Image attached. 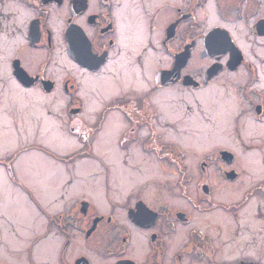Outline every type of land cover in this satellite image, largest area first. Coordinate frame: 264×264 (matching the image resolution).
<instances>
[{"label": "flooded vegetation", "instance_id": "af4514ba", "mask_svg": "<svg viewBox=\"0 0 264 264\" xmlns=\"http://www.w3.org/2000/svg\"><path fill=\"white\" fill-rule=\"evenodd\" d=\"M181 1L183 6L177 5L178 0L0 1L1 7L10 9L6 14L2 9L0 12V82L8 75L23 91L36 90L51 96L59 90L64 98L65 130L81 147L71 155L88 156L103 170L100 196L98 181L87 187L94 199L69 195L73 186L82 187L69 177L59 186L62 193L55 199L52 193L58 178L61 181L57 163L63 165L65 175L71 176L78 171L76 164L72 170L69 167L73 156H59L56 150L35 144L33 148L56 166L46 177L45 194H34L15 168L19 153L30 148L22 147L0 159L8 184L22 192L14 194L16 189L9 185L12 190L0 195V264H264V244L256 237V233L264 232V220L259 218L264 210V157L260 162H255V157L252 161L254 153L264 152L259 137L264 136V0ZM151 3L161 11L157 25L150 26L159 52L158 58L150 55L149 63L153 59L159 63L153 70L145 51L137 53L146 21L157 12L150 13ZM15 12L22 13V26L11 19ZM206 16L219 23L206 28ZM239 26L245 30L246 48L239 42ZM33 52L41 56L40 61L35 62L33 56L27 59ZM10 53L14 55L5 61V55ZM195 60L201 63L197 68ZM58 63L69 65L62 78L56 77ZM243 73L245 82L238 83L235 91L246 108L233 118L230 131L237 148L216 147L214 152L203 154L197 164L190 161L196 170V175H191L188 159L197 153L186 145V138L192 127L184 128L179 121L166 119L178 114L177 105H182L184 117L191 119L195 110L184 96L200 106L198 95L208 105L218 79L238 80ZM2 86L7 88L6 84ZM222 102L224 113L220 114V106L216 111L218 128L225 125L234 108L227 100ZM0 117L5 120L3 115ZM244 118L253 128L251 133L246 130ZM207 120L209 116L204 119ZM11 123L12 136H19L17 122ZM53 131L49 135L54 136L51 141H67L55 137L60 131ZM99 131L101 142H96L95 148L108 156L117 155L112 149L117 136L115 146L126 156L140 158L139 146L141 153H152L158 163L174 168L179 198L189 209L153 207L143 197L142 187L126 193L123 187L127 183L122 179L125 170L121 171L119 159L111 164L113 171L94 152ZM224 133L215 131L214 136ZM246 156L251 163L242 161ZM94 164L86 172L97 169ZM249 171L257 179L237 190H243L240 201L229 205L218 202V187L235 191L246 182ZM118 182L123 185L118 188L119 193H125L121 203L117 202ZM20 198L27 211L19 206ZM50 201L61 202L62 208L55 211V204ZM217 206L225 209V224L212 225L202 217L216 211ZM22 218L37 228L33 232L41 235L18 242L14 238L15 224ZM197 220L206 225H196ZM242 227L255 233H249V242L238 240ZM250 242L255 244L254 253L243 251L244 246L251 247ZM14 246L19 250H14Z\"/></svg>", "mask_w": 264, "mask_h": 264}, {"label": "rangeland", "instance_id": "374dc122", "mask_svg": "<svg viewBox=\"0 0 264 264\" xmlns=\"http://www.w3.org/2000/svg\"><path fill=\"white\" fill-rule=\"evenodd\" d=\"M1 1V0H0ZM179 3H177L178 6H183V3L181 0H178ZM155 2V0H153ZM152 10L150 13H154L155 10H157L156 13L153 15H149V19L146 21L147 28L146 32L142 33L143 37L141 39V36H139V43L140 47L137 51V53H145L147 54L148 58V64L150 65L151 70L156 68L159 63L158 60L153 59L151 63H149L150 55L156 56L158 58L159 52H158V40L155 41L154 39V34L150 30V26H156L159 20V15H160V10L158 9V6L154 5L151 3ZM13 7V6H12ZM2 9V13H8L10 9H7V6H0V12ZM16 11V10H15ZM20 14L22 13H17L15 12V15L11 18L13 21H19L20 26L21 20H20ZM208 18V19H205ZM204 20L206 21L207 25L206 28H209L213 24L217 23V19L210 18V16H206ZM219 23V22H218ZM151 24V25H150ZM149 25V26H148ZM237 26V25H234ZM233 27V26H231ZM241 29V35L238 37L239 42L241 45L246 48V41L243 39L245 35V30L242 28V26H239ZM20 32L19 30H17ZM139 34V35H142ZM238 34V33H237ZM159 38V36H158ZM158 53V54H157ZM14 54H6L5 55V61H7L10 57H12ZM63 57V54H60ZM29 56H33L35 62L40 61L41 56L37 53H32L27 55V59ZM58 56H55V61ZM63 63H65L64 58H62ZM197 60V59H196ZM196 60L194 62L195 67L197 68L201 63H196ZM198 61V60H197ZM30 62V61H28ZM30 64V63H29ZM32 65H35V63H32ZM69 66L68 64H57L56 67V77L59 78L63 76L65 68ZM30 69H34L33 66H29ZM1 69V68H0ZM54 73V72H53ZM137 79H139L138 73ZM4 81L3 83L0 82V94L2 95L1 97V102H0V116H4L5 120L3 121L0 117V132H6L7 134H10L9 136H3L0 134V159H3L4 157L10 156V154L14 151L17 152L18 149L24 148H30L28 152L25 153H19L21 155L19 157V161L16 162L15 168L19 170V176L20 178L24 181V184L29 187V189L34 193V194H45L46 193V177L48 176L49 173L52 172V170H55V167L53 166V162L48 159V156H46L43 152H39L36 150L37 148L35 147V144L45 146L47 148H50L52 150H56L59 156H73V165H70L69 167L72 166L71 170L73 169V166L76 164L78 165V171L76 170L72 173L71 176L70 173L68 175L64 174V167L61 163H57L59 167V171H61V181L58 178L56 181V186L55 190L53 191L52 195L53 198L58 199L57 196L62 193L60 190V185L67 180L69 177H72L75 181V184L78 185L79 183L83 187L75 188L73 186L69 190V195H72L74 197H80L81 195H85L90 198H95L94 194L92 192H89L87 190L88 185H92L95 182L98 181V195L100 196L102 194V175H103V170L100 168H97L95 166L94 161L92 159H89L88 156H81L80 154H73L76 151L80 150V144L76 143L75 140L69 137L65 130L64 126V121L65 117L63 108H62V103L64 101V98L61 94V92L58 90L56 93L52 94L51 96H44L40 93H38L36 90L35 91H23L19 89L10 79L9 76H4L2 78ZM233 81V82H232ZM219 85L216 86L217 88L214 89L210 93V99L208 102V105H204L202 100H199V96L197 95V100L200 102V106L195 102V100L191 99L188 96H184V98H187L188 103L192 105V107L195 110V113L193 114L192 118H185V108L182 105H177L178 108V114L171 115L166 121H179V124L181 127L188 128L192 127L191 129V135L186 138V145L192 147L195 152L197 153V156L194 158H189L188 162L190 161L193 164H197L198 161L203 157V154L206 153H211L215 151L216 147H230V148H237V143L235 141V138L231 136V129H232V120L236 116V114L240 111V109L246 108L244 103L241 100L240 94H237L235 91V87L238 83L242 84L245 82V75L243 73V78L242 79H236L234 78L233 80H226V79H218ZM217 82V83H218ZM6 84L7 88L3 87L2 85ZM93 84V83H92ZM91 84V85H92ZM133 84V83H131ZM101 86V84H100ZM12 87V88H10ZM11 89V90H10ZM137 89H143L141 87ZM14 90V92H13ZM2 91V93H1ZM102 93L100 94V98L104 96L103 90L100 89ZM13 92V93H12ZM117 93V92H115ZM0 95V96H1ZM117 95V94H116ZM35 97H37L39 100V103L36 104L34 100ZM86 99L88 100V96H86ZM181 97V96H180ZM9 99V100H8ZM225 99L227 100L228 103L233 104V107L230 110V117L229 120L223 125V127L218 128L217 127V118H216V111L219 109L220 114L222 115V104L221 100ZM227 103V105H228ZM220 106V108H218ZM230 108V104L228 106ZM201 108V109H200ZM218 108V109H217ZM3 114H2V113ZM88 118L89 121L91 120L89 114ZM56 116H61L60 118H57ZM209 116V120L204 121L206 117ZM56 117V118H55ZM197 118V119H196ZM57 119V120H56ZM12 120H15L17 122V128L19 129L20 135L19 136H12ZM52 120V121H50ZM52 122V123H51ZM93 124V122L91 121ZM243 123L246 124V130L250 131V133L253 131V128H251L250 122L244 118ZM108 128V127H107ZM60 131V133L56 134V138H62V140H67L64 141L63 143H58L51 141L54 139V136L49 137L51 135L52 131ZM224 131V135L221 137L214 136L215 131L221 132ZM55 133V131H53ZM206 132L208 134H206ZM249 133V134H250ZM5 134V133H4ZM100 131L97 133L96 138L94 140V152L96 155L101 157L108 165H110L114 171L115 167L112 166L113 164L118 162L119 159V166L121 167V171L125 172L124 175H122V179L126 181L127 185L123 187V190H127L126 193L131 192L134 193L137 189L140 187L143 188V197L153 206L157 207L159 205H164L165 207L171 209V210H177V209H189V206L179 198V189L177 187V181H178V176L176 175V171L174 168L171 166H166L164 164L158 163L156 160L154 154H143L141 153V148L137 146V152L140 154V158H134L131 154L129 156H126L125 153L118 151L115 142L117 139V136L113 140L112 144V149L117 153L115 156H108L107 154H104L100 150H97L95 148L96 142L100 141ZM46 135V136H45ZM11 136V137H10ZM261 145H264V136H259ZM101 142V141H100ZM101 146V145H99ZM102 146L103 143H102ZM32 148V149H31ZM58 148V149H55ZM20 151V150H19ZM18 155V156H19ZM242 156V154H241ZM250 156V155H249ZM249 156L243 157L242 161L244 163L247 162H252L255 157V162H260V159L264 157V152L263 153H254V156L252 158V161ZM187 162V163H188ZM92 163L94 166L97 168L95 170H90L89 172H86L89 170L91 167ZM188 163V164H189ZM112 164V165H111ZM191 163L189 164V166ZM120 167H117L120 168ZM191 167V166H190ZM188 169V172L191 173V175H196V170L194 168ZM245 168H247V165H245ZM49 169L50 172H47ZM31 171V173H28V171ZM116 171V170H115ZM264 171V170H263ZM250 173V171H249ZM264 173V172H263ZM25 174V175H24ZM253 176V177H252ZM262 175H259L261 177ZM248 178V179H247ZM246 182L243 183L240 187H238L235 191H229L228 189H220L218 187L217 190V199L218 202H221L224 205H229V204H234V202H238L241 199L242 191H237L241 190L243 188H246V183L247 182H252L255 179H257V175L253 174H248L245 175ZM115 182H117L116 178L114 179ZM119 181V180H118ZM86 184L85 185H83ZM9 185L12 187V189H16L13 191V193L17 194H22L21 190L18 189L15 185L12 183L7 182L6 176L4 174V170L0 165V195L5 194L7 190H12ZM95 185V184H94ZM123 185L115 184V187L118 191V188L122 187ZM115 191V192H117ZM95 192V191H93ZM117 194V202L121 203L123 202V197L125 193H116ZM118 194L120 196L118 197ZM99 199V200H98ZM98 201L102 203V200L100 198H97ZM50 203L53 205L55 202L50 201ZM28 204V203H27ZM262 206L264 203H261ZM52 208L55 211H58L62 208V203L61 202H56L55 206H52ZM32 209V208H31ZM233 209H236L235 207ZM225 210V209H224ZM222 209V206H217L216 211H213L210 214H203L202 217H206V220L210 222V224L215 225L218 223L225 224L226 222H223V218H226L223 216L226 212ZM3 211L6 213V210L3 209ZM256 213V212H255ZM258 215V214H257ZM261 220H264V210H261L260 212ZM259 216V215H258ZM201 217V215H197V218ZM223 217V218H222ZM16 221L15 227H16V232H14V238L18 240V242H24L26 240H29L30 236L36 234V236L41 235L37 234V232H33V230H37V228H32L31 225L29 224L28 220L26 218L19 219V222ZM203 221L197 220L196 225H206L205 222L201 224ZM243 226V225H241ZM249 233H253V230H249V232L246 231V228L242 227V233L240 235V239H245V241H248V236ZM243 234V235H242ZM258 236L259 242L264 244V232L257 234L256 237ZM15 239V240H16ZM237 240V241H238ZM249 242V241H248ZM237 245V244H236ZM255 244L250 242L248 246H251L249 249L247 246H244V252L247 250H250V253H254V246ZM14 250L18 251L19 247L14 246ZM227 254H231L230 251L227 252ZM238 255V254H237ZM26 263V262H24Z\"/></svg>", "mask_w": 264, "mask_h": 264}, {"label": "bare ground", "instance_id": "6f19581e", "mask_svg": "<svg viewBox=\"0 0 264 264\" xmlns=\"http://www.w3.org/2000/svg\"><path fill=\"white\" fill-rule=\"evenodd\" d=\"M19 206L22 207L23 210L27 211L28 209L25 206V202L21 200V198L18 200Z\"/></svg>", "mask_w": 264, "mask_h": 264}]
</instances>
